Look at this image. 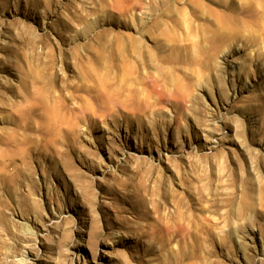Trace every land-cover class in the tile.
<instances>
[{
  "label": "rangeland",
  "instance_id": "374dc122",
  "mask_svg": "<svg viewBox=\"0 0 264 264\" xmlns=\"http://www.w3.org/2000/svg\"><path fill=\"white\" fill-rule=\"evenodd\" d=\"M0 264H264V0H0Z\"/></svg>",
  "mask_w": 264,
  "mask_h": 264
},
{
  "label": "bare ground",
  "instance_id": "6f19581e",
  "mask_svg": "<svg viewBox=\"0 0 264 264\" xmlns=\"http://www.w3.org/2000/svg\"><path fill=\"white\" fill-rule=\"evenodd\" d=\"M28 228H29L31 231L33 230V229H31L32 227H31V225H29V224H28Z\"/></svg>",
  "mask_w": 264,
  "mask_h": 264
}]
</instances>
